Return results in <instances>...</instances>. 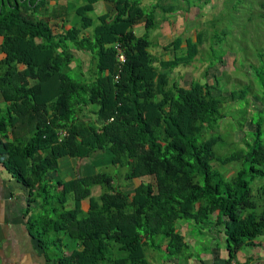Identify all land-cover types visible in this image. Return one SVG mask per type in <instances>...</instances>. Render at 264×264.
I'll return each instance as SVG.
<instances>
[{
  "label": "trees",
  "instance_id": "obj_1",
  "mask_svg": "<svg viewBox=\"0 0 264 264\" xmlns=\"http://www.w3.org/2000/svg\"><path fill=\"white\" fill-rule=\"evenodd\" d=\"M98 1L77 5V20L55 31L49 15L57 6L51 0H0V49L6 53L0 92L12 102L0 111V159L28 188L33 236L53 264H184L198 256L182 228L191 226L196 243V229L213 241L202 248L214 254L213 264H247L237 254L246 245L261 246L258 238L264 235V201L255 199L252 187L264 176V94H255L263 107L250 113L251 119L258 112L257 123L250 120L251 139L220 153L226 138L218 128L226 115L216 88H222L171 80L175 68L196 59L211 31H197L196 39L176 37L164 45L174 51L166 59L151 50L158 42L150 36L161 25L156 12L161 9L167 20V13L183 10L182 4L159 2L147 11L140 0H106L109 11L94 19ZM259 6L264 20V0ZM140 24L141 35L136 33ZM212 33V43H221L226 32ZM116 45L125 54L123 63ZM77 51L91 56L85 79L71 74L74 61L84 71ZM226 54L212 52L210 67ZM259 55L264 57V47ZM261 76L264 81V68L257 70ZM249 93L234 88L231 97L243 101ZM30 116L36 122L29 135L18 123H30ZM61 130L67 135L61 137ZM98 151L126 167V179L140 180L132 193L105 171L47 177L62 157L86 158ZM233 162L239 167L227 176L221 166ZM92 185H99L95 194ZM220 237L226 241L225 259L214 249ZM151 254L157 262L150 261Z\"/></svg>",
  "mask_w": 264,
  "mask_h": 264
},
{
  "label": "rangeland",
  "instance_id": "obj_2",
  "mask_svg": "<svg viewBox=\"0 0 264 264\" xmlns=\"http://www.w3.org/2000/svg\"><path fill=\"white\" fill-rule=\"evenodd\" d=\"M262 0H140L141 5L147 10H151V7L159 3L172 4L182 7V11H172L167 13L170 18L171 26L169 31H162L161 27L165 24L163 19L166 15L161 9L158 8L156 16L161 20L159 28L153 31L150 38L153 40V36H156L158 44L151 47L154 54L162 56L163 58H172L174 56L173 48L166 49L165 44L173 41L176 37L192 36L196 39V32L201 29H208L211 31L205 38V41L201 45V51L197 55L196 59L188 65H180L171 73L172 82H177L184 86H189L191 82L200 80L202 82L208 81L222 89H217L216 92L222 97V110L225 113V118L222 119V123L218 128V131L223 134L224 143L218 147L220 153H229L235 148H241L245 145L244 139L250 140L251 136H248V131L255 129V125H252L250 120L256 124L258 119V112L253 114L250 119V113L254 110H258L263 107V101L255 96L256 93L264 94V81L261 77L257 78V70L264 68V57L259 55L264 47V20L261 16L260 6ZM85 0H55L52 6H57V11L49 15L51 25L55 31H63L65 28L70 27L76 20L77 15L75 13V7L82 5ZM183 6H189L190 9L183 8ZM53 9V8H52ZM104 12L102 8V2L99 0L95 4V10L91 13V16L96 19ZM59 13L58 17H55ZM62 19V20H61ZM223 30L226 33L222 36L224 40L213 42L214 30ZM92 28H88L87 32H91ZM162 32V34H161ZM164 32V34H163ZM136 33L141 35L144 30L136 28ZM212 44L215 46L212 49ZM185 42L183 47H185ZM218 51L220 53H226L222 61H216L210 67L212 52ZM181 53V50H178ZM83 69L76 67L78 62L72 63L74 70L71 74L74 78L85 79L88 77V68L92 64L90 55H83ZM210 67V68H208ZM220 80V82L217 81ZM234 88L245 89L250 93L245 97L243 101L239 98L233 99L232 91ZM249 99V101H248ZM241 101V102H240ZM248 101V102H247ZM247 102V104H246ZM246 104V115H243ZM240 107V109H239ZM245 117V118H243ZM243 121L242 125L239 121ZM234 124V128L232 126ZM69 158H63L60 162L57 178L66 179V174H69V166L72 164ZM112 154L107 151H98L92 154L90 157L78 158L79 162L91 161L97 166L93 167L92 163H89L88 167H84L83 164L77 169V173L94 174L98 171H105L110 173L115 178V183L123 190L132 193L134 188L140 183V180L126 179L125 173L126 167L113 165L111 163ZM219 166V165H218ZM238 162L230 163L226 166H221L224 169L227 176H231L238 169ZM264 167V166H263ZM93 168V169H92ZM220 168V166H219ZM83 172H81V170ZM91 169V170H88ZM68 175L67 177H69ZM264 186V176L258 177L252 182L253 194L255 199L262 204L264 201V193H262V187ZM94 194L99 191V185H92ZM191 226H183V231L186 234V241L192 246L193 236L188 232ZM199 233V242L194 244L192 248L194 252L203 253L202 248L205 245H210L213 241L210 238L205 237L206 234L200 229L195 230V234ZM194 235V234H193ZM212 241V242H211ZM259 245L261 246H245L238 254L237 259L242 260L246 256H251V260L247 261V264H253L255 261L262 259L264 261V235L258 238ZM215 250H217L221 258L225 257L227 253L226 241L222 237L215 242ZM263 250L262 258L259 257V251ZM247 254V255H246ZM216 255V254H215ZM246 255V256H245ZM165 258V256H162ZM198 259V258H197ZM215 260V259H214ZM164 261V260H162ZM175 261V260H174ZM171 262V261H169Z\"/></svg>",
  "mask_w": 264,
  "mask_h": 264
},
{
  "label": "crops",
  "instance_id": "obj_3",
  "mask_svg": "<svg viewBox=\"0 0 264 264\" xmlns=\"http://www.w3.org/2000/svg\"><path fill=\"white\" fill-rule=\"evenodd\" d=\"M53 1L55 0H51L52 4ZM101 2L104 12H106L107 10L109 11L110 4L106 0H101ZM170 26H171L170 18H167V20H165V24L161 27V29L162 31L168 32ZM137 28H139V30L143 29L141 24L138 25ZM2 39L3 37L0 36V44L2 42ZM83 55H89V54L77 51V56H80L81 60H83L82 58ZM5 57H6V53L1 51L0 49V61ZM75 62L77 63V61ZM23 68L24 65L22 64L19 65L20 70H22ZM11 104L12 102L6 100L2 92H0V111L4 113L5 110L9 108ZM29 120L30 123L29 122L27 123V120L22 119V122L18 123V128H21L20 132H24L25 130L24 133H28L30 135L32 133V128H33L32 124H34L36 120L34 119L33 116H30ZM66 157L69 158L67 160L72 162V164L68 168L70 173L66 174L65 176L66 179L71 178V176L75 174L76 175L82 174V173H77L78 172L77 169H79L81 164H83L84 167H88L89 163H92L94 168L97 167L94 164V162L84 161L81 163L78 161L79 157H71V156L62 157L59 160V167L61 160ZM80 170L81 172H83L82 169ZM58 171L59 168L57 171L54 170L49 172L47 177L48 178L58 177ZM87 174L83 173L82 175H87ZM68 175L70 176L67 177ZM59 189H61V186ZM29 207L30 204H29L27 186H25L23 182L19 181L14 176V174L7 169L5 163L0 159V264H53L54 263L53 260H50L47 257V251L43 247H41L37 238L33 236L30 230L28 218L32 213V211L30 213H27ZM83 208L85 209L89 208V200L83 201ZM193 242L195 243V239H193ZM196 253L198 255L197 257L189 258V260L184 264H213L214 262L213 253H205V252L203 253L196 252ZM259 253H260L259 257L262 258L263 250L259 251ZM227 256H228V252L225 254V257L223 259L227 258ZM149 258L150 261L152 262L158 261L154 254H151ZM246 260H251V256L248 257V259L246 256L241 261L244 262ZM169 261H167L166 264L179 263V260H175V261L169 260ZM253 264H264V261L262 262L261 259L259 261H255Z\"/></svg>",
  "mask_w": 264,
  "mask_h": 264
},
{
  "label": "built area",
  "instance_id": "obj_4",
  "mask_svg": "<svg viewBox=\"0 0 264 264\" xmlns=\"http://www.w3.org/2000/svg\"><path fill=\"white\" fill-rule=\"evenodd\" d=\"M116 47L119 50V52L117 54V57H118L119 61H121L122 63L125 62L126 57H125L124 52L121 50L120 46L116 45ZM118 78H119V74L115 76V79H118ZM60 134H61V137H63L65 135H67V132L65 130H61ZM231 264H236V262H232Z\"/></svg>",
  "mask_w": 264,
  "mask_h": 264
}]
</instances>
